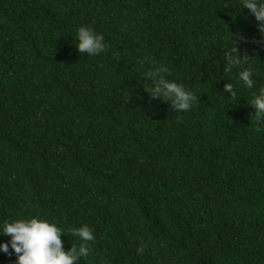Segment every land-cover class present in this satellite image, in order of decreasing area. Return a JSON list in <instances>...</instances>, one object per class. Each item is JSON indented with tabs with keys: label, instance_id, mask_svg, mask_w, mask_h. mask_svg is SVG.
I'll return each instance as SVG.
<instances>
[{
	"label": "trees",
	"instance_id": "trees-1",
	"mask_svg": "<svg viewBox=\"0 0 264 264\" xmlns=\"http://www.w3.org/2000/svg\"><path fill=\"white\" fill-rule=\"evenodd\" d=\"M81 24L105 50H77ZM234 43L252 89L223 71ZM154 66L190 109L151 97ZM262 85L264 33L239 0H0V221L43 215L65 248L87 223L78 264H264Z\"/></svg>",
	"mask_w": 264,
	"mask_h": 264
},
{
	"label": "clouds",
	"instance_id": "clouds-1",
	"mask_svg": "<svg viewBox=\"0 0 264 264\" xmlns=\"http://www.w3.org/2000/svg\"><path fill=\"white\" fill-rule=\"evenodd\" d=\"M247 8L257 21V28L264 33V0H239V9ZM232 39V37H231ZM76 47L80 53L93 56L106 48L104 36L91 26L81 24L76 30ZM224 72L239 69L237 76L243 86L254 87L253 69L249 64V57L243 55L236 44L224 51ZM248 65V66H245ZM169 69L166 66H154L143 75L151 82L146 90L152 98L170 101L175 110H188L197 100L196 94L183 84L165 76ZM234 84L229 81L223 85L226 97L235 95ZM253 108L254 119L258 124H264V85L254 91L248 102ZM67 232L79 239V243H71L68 248L63 247L61 238L65 229L55 220L43 215L35 214L7 218L0 221V233L9 239L0 240V251L8 253L9 247L16 255V264H78L81 258L87 259L91 251L89 242L95 239L91 227L87 223L71 226ZM143 245L137 248L142 253Z\"/></svg>",
	"mask_w": 264,
	"mask_h": 264
}]
</instances>
